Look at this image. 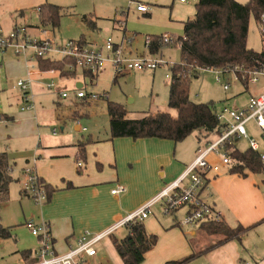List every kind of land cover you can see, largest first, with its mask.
Returning <instances> with one entry per match:
<instances>
[{"label":"crops","instance_id":"crops-1","mask_svg":"<svg viewBox=\"0 0 264 264\" xmlns=\"http://www.w3.org/2000/svg\"><path fill=\"white\" fill-rule=\"evenodd\" d=\"M46 2L62 6L60 0H0V20L5 26H8V31L14 26H25L34 35L41 36L45 30L48 36L50 31L53 32L55 28L41 25L37 11L39 6ZM7 12L10 14L6 16ZM13 12L17 13V16H13ZM136 12L138 11L136 10ZM138 13L148 15V12ZM89 16L96 18L95 15ZM34 17L36 21H30ZM119 19L117 18L115 21L118 22L116 27L121 30V35L116 40L111 36L116 43L121 42L123 36L126 35L124 24L121 20L118 21ZM97 28L99 27L97 26ZM90 39L93 43L88 42L84 37L83 41L81 39L80 41L86 45L100 48L105 38L101 41L94 37H90ZM131 47V42H129L125 47L127 55L141 53ZM162 47L159 52L152 54L161 56ZM3 58L4 56H1L3 66L0 65V70L3 72L11 71L15 73L14 76H22L27 72L26 62L23 60L16 57L15 60L7 58L3 62ZM34 63L35 69L32 72L34 96L47 93V91L51 92V90H55V94L58 93V89L66 90L58 84L60 85V81L64 78H72L75 81V89L72 84H64V86L73 89L69 91L72 92V100L88 102L75 98L74 91L81 90L80 88L84 86L80 81L82 80L80 76L93 79L98 72L91 73V75L87 71H80L81 74H77V72L70 74L56 68H44L41 66L40 60ZM49 80L55 81V88L46 89L43 86ZM3 86L0 79L2 110L0 145H3L4 148L1 151L0 147V152L7 154L11 166L22 160L24 165L21 167V171L33 158H36L34 165L36 173L51 191L50 197L47 198L41 209L42 213L38 220L49 222L55 246L59 251H64L67 244L75 243L82 231L99 232L140 208L154 197L166 185L165 183L177 178L195 157L199 142L197 131L190 134H194L196 143L189 145V148L183 143L190 135L179 142L156 137L111 138L110 134L103 139H95L89 135L90 142L85 145L82 152L78 144L84 141V138H77L69 131L58 134L59 131L56 127H50L51 129L48 131L46 124H50V122L39 121L34 108L21 109V92L14 85V87L5 89L2 88ZM14 89H17L16 92ZM5 94L6 98L3 101ZM76 111L71 108L70 116L74 122V130L77 133H84L81 129L80 117H78L80 114H76ZM61 123L63 125L59 127V130L63 132L65 122ZM53 129L56 131L55 134L52 133ZM209 136L203 139L211 141ZM234 148L236 147L234 146ZM161 155L169 157V164L166 166L168 171L160 172V175L157 176L154 173V167L161 162ZM210 159L219 164L218 174L210 182V190L211 200L215 208L222 214L221 221L231 228L237 225L252 227L239 240L230 239L216 245L219 240L223 239V235H208L199 228L200 224L186 225L196 229L191 228L185 232L179 224L181 218L179 219L176 215L173 220L164 219L163 221L152 216L153 205L150 215L142 223L148 234L157 236V241L153 248L145 253L144 260L140 264H164L167 261L180 260L191 253L205 250L211 246V249L187 264H243L244 262L264 264V173H261L263 170L260 169V172L246 170V175L243 176L230 173V165L222 164L219 158L211 156ZM78 162H81L80 166L77 165ZM121 164L127 173L124 176L119 172ZM12 170L13 168H11V173ZM250 182L255 186H252ZM119 185L123 186L124 190L112 194L111 190ZM102 189L106 191V198L102 196ZM108 198L111 199V205L107 203ZM157 204L161 207L159 203ZM259 206L261 207L260 211ZM233 220V225H230L228 222H233ZM78 221H85L91 229H81ZM197 231L200 234L198 241ZM252 237L254 239H251ZM58 241H60L59 244ZM103 241H106V245L119 257L112 241L108 238ZM33 249H30L31 252ZM119 261L120 264H123L120 257ZM92 263L94 262L92 261Z\"/></svg>","mask_w":264,"mask_h":264},{"label":"rangeland","instance_id":"rangeland-1","mask_svg":"<svg viewBox=\"0 0 264 264\" xmlns=\"http://www.w3.org/2000/svg\"><path fill=\"white\" fill-rule=\"evenodd\" d=\"M240 3H246L248 0H236ZM136 2L146 4L150 7L148 15L136 12ZM197 0L182 3L180 0H60L62 5V15L59 24L55 27L53 32L50 31L48 36L62 44L65 40H82L83 37L88 42L93 41L90 37L96 38L98 41L103 40L107 36H112L115 40L121 35V30L116 27L118 24L115 19L120 18L127 36L132 37L131 45L133 50L137 52H147L145 48V37L152 35H161L164 32L173 34L174 36H181L183 32L182 21L193 18L195 13V3ZM10 14L6 13V16ZM17 16V13H12ZM29 14V13H27ZM88 15V18L95 22V28L89 29L84 21L82 15ZM31 15V14H30ZM33 15V14H32ZM92 15L96 18H91ZM1 21V20H0ZM7 21V20H5ZM32 22L36 21L34 17ZM97 22V23H96ZM121 24V25H122ZM2 28L5 32L8 31V26L1 22ZM261 22L256 20L253 15L250 16L247 47L255 51H261L264 48L262 35L260 30ZM97 26L99 28H97ZM29 31V29H28ZM29 33L32 34L30 31ZM38 36V35H35ZM82 37V38H81ZM91 46V45H88ZM93 47V46H91ZM161 56L168 62L166 65H161L155 70L132 71L124 74H119L115 78V71L112 65L108 64L104 69L100 70L93 79L82 77L80 80L84 86L80 88L86 94V102L72 100L73 89L64 86V84H72L75 89V81L72 78H64L60 81L61 88L64 87L68 91V97L60 98L55 94V90L51 92L44 90L47 93L34 96V109L37 112L39 121H49L46 124V129L49 131L50 127H56L58 134L64 132H71L77 138H86L91 135L93 138L103 139L109 136V117L106 111L107 101L118 102L123 105L127 112L126 117L135 119L141 117L144 113L155 111H168L175 115V110L167 106L168 102V85L170 81V66L176 63H181V54L179 46L176 44L165 45L162 47ZM155 55V54H153ZM7 58L14 60L19 58L26 62L22 56H17L12 49L6 50L2 55L0 54V65ZM17 58H16V57ZM27 70L28 65L26 62ZM197 77H192L189 85V98L194 102H208L215 103L216 111L227 108H242L248 102L251 95L262 93L264 86V78H261L257 84L245 86L241 82L234 81L232 74H224L221 77V82L216 81V74L207 69H200L197 71ZM15 73L11 71L3 72L0 70V79L3 82V89L16 86V81L26 77L27 72L22 76H14ZM77 74H81L78 70ZM168 74V77H166ZM13 77V78H12ZM16 77V78H15ZM229 80L232 85L228 90H223L222 83ZM49 81H46L45 86ZM13 86V87H14ZM16 89V90H17ZM15 90V89H14ZM13 90V91H14ZM16 90L14 92H16ZM19 90V89H18ZM33 92V90H32ZM102 95V96H101ZM96 96L95 99H92ZM1 97V96H0ZM6 98V94L3 97ZM13 104L12 101H10ZM71 108L77 110L76 114H80L81 127H85L84 133H77L74 130V122L71 119ZM19 111V108H18ZM2 114L0 105V116ZM2 118L0 117V120ZM65 122L64 131L61 132L59 127ZM52 125V126H51ZM248 136L255 139L259 138L258 129L253 121L245 125ZM216 135L210 134L209 139L213 141ZM196 140L194 134L190 135L184 141V145L189 148V145H194ZM248 140L241 138L236 142L235 147L238 150H246ZM1 151L4 150L3 145H0ZM173 155V154H172ZM161 162L154 167V173L159 176L160 172H167L166 166L169 164L168 155H161ZM24 164L22 160L13 165L12 176L14 180L9 185L8 200L0 206V224L11 229V236L5 239H0V264H27L29 261L21 252L26 249H33L37 245V239L31 235L29 229L25 226V221L32 218L33 220L40 219L42 207L45 205L37 204L27 196L22 188L24 176L21 167ZM121 175H126L125 168L119 166ZM261 173H264L262 171ZM169 183V182H167ZM165 183V184H167ZM251 183V182H250ZM252 185V183H251ZM255 186V185H252ZM106 191L102 189V196L104 198ZM107 203L111 205V199H107ZM259 211L261 207H258ZM174 215L179 219L183 217V210H177L171 214H164L161 207L156 204L153 206V215L158 220L163 221L173 220ZM145 220V219H144ZM233 225V222H228ZM79 227L89 228L85 221H78ZM186 232L192 226L181 225ZM126 233L124 227L117 230L113 235L108 236V239L113 237L120 238ZM254 236V235H251ZM197 241L200 239V234L197 231ZM193 238V237H192ZM251 239H254L252 237ZM253 243V241H251ZM60 241H58V244ZM239 244V242H237ZM240 246V244H239ZM98 255L93 258L95 264H120L119 257L106 245V241L97 244ZM242 263V262H240Z\"/></svg>","mask_w":264,"mask_h":264},{"label":"built area","instance_id":"built-area-1","mask_svg":"<svg viewBox=\"0 0 264 264\" xmlns=\"http://www.w3.org/2000/svg\"><path fill=\"white\" fill-rule=\"evenodd\" d=\"M192 0H180L187 3ZM136 10L141 13L149 12L150 7L146 4L136 2ZM39 9H37L38 11ZM260 30L264 43V13L260 15ZM43 35H31L25 26H14L5 32L0 21V54L12 49L17 56L25 58L28 70L25 78L18 79L16 86L21 92L22 110L34 108V93L32 92V72L35 63L41 59L63 61V71L74 73L87 71L96 74L108 64L112 65L116 75L132 71L155 70L168 62L162 56L153 55L149 51L150 36L145 37V48L147 52L129 56L125 53L126 45L131 42L132 37L124 35L122 41L116 43L111 36H107L100 48L91 47L80 40H65L62 44L57 43L54 38ZM162 46L176 44L180 46L177 37L171 33L164 32L159 35ZM264 52V48L261 50ZM172 66V65H171ZM170 66V67H171ZM211 70L216 74V81L221 82L224 74H232L234 81L241 82L245 86L257 84L264 78V61L256 59L252 67L235 65L222 68H198V70ZM52 72V70H51ZM168 77V74H166ZM232 82L227 80L222 83L223 90H228ZM46 89H53L56 83L50 80L45 85ZM264 91V86L262 87ZM58 96L68 97L66 90L58 89ZM102 96V95H101ZM74 97L86 98L82 90H75ZM95 99L96 96H92ZM220 126L213 141L201 139L196 148L195 157L185 167L184 171L174 180L167 183L148 202L135 211L114 222L111 226L99 232L84 230L76 238L75 243L67 244L64 251L57 250L53 236L50 231L49 222L45 220L25 221V226L32 236L37 239V245L31 252L27 264H94L93 258L97 255V244L115 233L119 228L135 221H143L151 213V207L157 203L161 205L164 214H171L183 209L181 225H196L206 221H221L222 214L215 208L212 202L210 182L218 174L219 164L213 162L210 157L215 156L224 165H229L232 159L229 155L230 148L234 147L236 141L241 138L248 140L247 149L257 153L261 170L264 171V92L251 95L246 105L242 108H227L216 111ZM253 121L258 129L259 138L248 136L245 125ZM77 123L79 121L77 120ZM85 131V127H81ZM55 134V129L52 130ZM36 158H33L22 170L23 192L37 204H43L48 198L44 183L40 180L35 170ZM78 166L81 162L77 163ZM123 186L119 185L111 190L112 194L122 192ZM243 264H250L244 262Z\"/></svg>","mask_w":264,"mask_h":264},{"label":"trees","instance_id":"trees-1","mask_svg":"<svg viewBox=\"0 0 264 264\" xmlns=\"http://www.w3.org/2000/svg\"><path fill=\"white\" fill-rule=\"evenodd\" d=\"M61 7L47 2L41 4L38 8L39 23L49 25L51 28L57 27L62 15ZM194 7L193 18L182 22L183 32L177 37L180 42L181 63L170 67L167 106L175 110V115L168 111H155L130 119L126 117L127 112L122 104L107 101L106 111L111 138L156 137L179 142L193 131L198 132V140L208 138L210 134L216 132L220 124L213 101L194 102L189 98L190 80L192 77H197L198 68H222L235 65L252 67L256 59L264 61V52L255 51L246 45L250 16L253 15L259 21L260 15L264 13V0H248L246 3L236 0H197ZM81 18L89 29L95 28V22L89 19L88 15L84 14ZM150 38V53L159 52L162 47L159 36L152 35ZM40 62L44 68H56L63 72V61L41 59ZM88 142H90L89 136L78 144L80 151H84ZM229 155L232 159L229 164L230 173L245 176L246 170L261 171L257 153L253 150L240 151L231 147ZM11 168L7 154L0 152V206L8 200L9 185L14 180ZM44 187L50 197L49 186L44 183ZM123 227L126 233L120 238L112 236V244L123 264H140L144 260L145 253L156 244L157 236L148 234L142 221L131 222ZM251 227L237 225L231 228L222 221H206L199 225V228L208 235H223V239L216 245L230 239L239 240ZM10 236L11 229L0 224V239ZM211 247L164 264H187ZM21 254L28 259L31 250H23Z\"/></svg>","mask_w":264,"mask_h":264}]
</instances>
